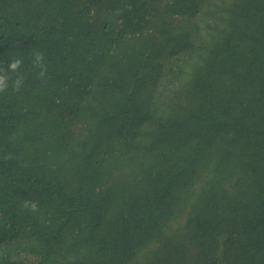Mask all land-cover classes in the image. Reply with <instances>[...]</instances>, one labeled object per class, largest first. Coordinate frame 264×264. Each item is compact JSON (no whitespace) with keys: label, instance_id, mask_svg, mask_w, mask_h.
<instances>
[{"label":"trees","instance_id":"16d2710c","mask_svg":"<svg viewBox=\"0 0 264 264\" xmlns=\"http://www.w3.org/2000/svg\"><path fill=\"white\" fill-rule=\"evenodd\" d=\"M13 59L0 264H264V0H0Z\"/></svg>","mask_w":264,"mask_h":264},{"label":"clouds","instance_id":"9594fccd","mask_svg":"<svg viewBox=\"0 0 264 264\" xmlns=\"http://www.w3.org/2000/svg\"><path fill=\"white\" fill-rule=\"evenodd\" d=\"M33 57V66L34 67H38L40 69L39 73H38V78H44L45 74H46V67L44 66V57L40 52H34L32 54ZM21 60L19 59H13L12 61L9 62L8 64V68L7 70L4 69H0V93H3L6 91V89L8 88V76L6 74L7 71L10 72H16L20 66H21ZM23 77L22 76H17V78L13 81L12 87L14 91H19L21 85L23 84ZM23 207L35 212L38 210V206L35 202H31V201H25L23 204Z\"/></svg>","mask_w":264,"mask_h":264}]
</instances>
